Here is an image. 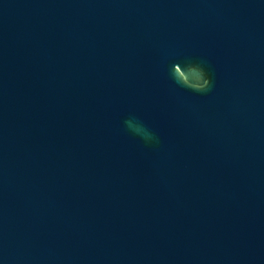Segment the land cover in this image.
Segmentation results:
<instances>
[{"label": "water", "instance_id": "1", "mask_svg": "<svg viewBox=\"0 0 264 264\" xmlns=\"http://www.w3.org/2000/svg\"><path fill=\"white\" fill-rule=\"evenodd\" d=\"M0 264H264V0H0Z\"/></svg>", "mask_w": 264, "mask_h": 264}]
</instances>
